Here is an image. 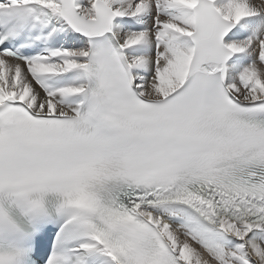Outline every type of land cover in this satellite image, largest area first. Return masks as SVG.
Here are the masks:
<instances>
[{"label":"snow or ice","instance_id":"1","mask_svg":"<svg viewBox=\"0 0 264 264\" xmlns=\"http://www.w3.org/2000/svg\"><path fill=\"white\" fill-rule=\"evenodd\" d=\"M0 264H264V0H0Z\"/></svg>","mask_w":264,"mask_h":264}]
</instances>
